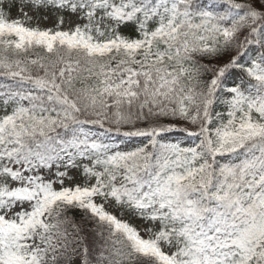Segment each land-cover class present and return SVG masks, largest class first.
<instances>
[{
	"label": "trees",
	"instance_id": "1",
	"mask_svg": "<svg viewBox=\"0 0 264 264\" xmlns=\"http://www.w3.org/2000/svg\"><path fill=\"white\" fill-rule=\"evenodd\" d=\"M216 1L0 0V264H264V0ZM13 3L110 23L31 29ZM63 154L83 180L37 183Z\"/></svg>",
	"mask_w": 264,
	"mask_h": 264
},
{
	"label": "rangeland",
	"instance_id": "2",
	"mask_svg": "<svg viewBox=\"0 0 264 264\" xmlns=\"http://www.w3.org/2000/svg\"><path fill=\"white\" fill-rule=\"evenodd\" d=\"M46 8H32L31 4H19V3H13L10 6L11 10V16H20L23 17L24 23L29 28H35L43 29V28H51V29H72L76 25L79 24H86L88 21H92L95 25L96 29H104L106 28L109 23L110 19H107L105 17H97L96 13L93 12H87L85 10L79 9L77 6H71L70 8H65L62 10H45ZM226 35L230 37L234 32L231 28L225 29ZM239 33V32H237ZM237 34H235L236 36ZM97 36V35H95ZM239 36H236V38H239ZM262 63L264 61L262 60ZM225 65V62H216L214 64V67H223ZM184 129L187 130L186 123L180 124ZM87 133L91 131V127L87 126ZM69 164V165H68ZM12 169H15L17 171V179L12 180V185H27L28 182H26L25 176H22L21 171L23 173H26L25 170H21V167L19 166H11ZM21 175V176H20ZM83 171H80L79 168H77L76 163L73 164L70 161L62 162L58 168H55L50 170L47 173L41 172V174L38 176L37 183L39 181H42L46 185L49 184L50 187H54L55 189H59L63 187L66 184H72L75 181H81L83 180ZM29 180H31L29 178ZM0 181L2 183H5L6 181H10V177L0 172ZM40 184V183H39ZM27 187V186H26ZM30 197V196H29ZM102 197V196H100ZM102 199V198H101ZM33 198L27 199L26 196L20 197L16 199V202L12 204V207L9 208L6 211V217H11L12 215L16 214L18 211L23 209L28 203H30ZM104 200V199H102ZM106 204L112 209V211L119 215L121 220H129L128 222L134 224L139 232V235L147 242L150 241H156L159 244H162V240L159 239V235L157 234V226L154 224H150L148 222H142L140 219H137L136 217H131L128 212L121 206L117 205L116 203H113L112 201H107ZM163 245V244H162ZM164 246V245H163ZM166 247V246H164ZM163 248V251L170 254L171 249ZM71 264H81V258L80 256H76Z\"/></svg>",
	"mask_w": 264,
	"mask_h": 264
}]
</instances>
